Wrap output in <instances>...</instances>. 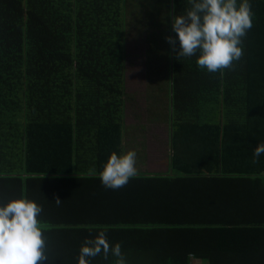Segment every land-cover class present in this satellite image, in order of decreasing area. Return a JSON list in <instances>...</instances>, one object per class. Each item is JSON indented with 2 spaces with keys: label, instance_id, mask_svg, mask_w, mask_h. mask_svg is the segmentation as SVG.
I'll list each match as a JSON object with an SVG mask.
<instances>
[{
  "label": "trees",
  "instance_id": "16d2710c",
  "mask_svg": "<svg viewBox=\"0 0 264 264\" xmlns=\"http://www.w3.org/2000/svg\"><path fill=\"white\" fill-rule=\"evenodd\" d=\"M250 5L254 15L242 38L244 54L221 73L198 67L196 55L177 58L165 40L175 35L172 15L188 8V0H0V180L14 184L17 197L31 181L97 180L110 152L144 146L143 135L134 134L150 132L155 121L169 135L164 139L169 169L138 170L133 178L201 176L218 157L205 148L221 153L220 140L222 154L240 152L230 140L241 149L239 157L256 161L263 174L264 153L254 158L253 148L264 142V0ZM130 43L145 48L138 77L150 83L145 100L159 106L149 120L134 124L127 121L135 95L127 78ZM136 152L137 159L143 157V149ZM63 202L73 207L67 198ZM55 214L38 217L49 264H78L73 250L84 238L72 250L54 242L63 234L91 236L99 223L80 218L60 224ZM159 215L147 217L146 233L138 234L148 239L157 232L156 242L129 249L123 245L137 233H117L126 264H189L191 247L175 233L177 224ZM136 223L116 215L105 225ZM128 253L139 259L127 260ZM118 259L111 252L89 258L90 264Z\"/></svg>",
  "mask_w": 264,
  "mask_h": 264
},
{
  "label": "crops",
  "instance_id": "0c3cea01",
  "mask_svg": "<svg viewBox=\"0 0 264 264\" xmlns=\"http://www.w3.org/2000/svg\"><path fill=\"white\" fill-rule=\"evenodd\" d=\"M144 133L134 135H143L144 146L137 149H143L146 153V156L143 153V157L137 159L136 166L141 171L163 174L169 169L166 151L164 155V139L169 138V135L161 128H153ZM153 136L156 139H152ZM228 145L241 152L230 140ZM212 147L214 146L206 147L204 151L218 156L214 159L217 160L216 166L206 169L201 176H193V173L191 176L176 174L177 176L172 177L157 175L130 178L128 183L115 189L104 187L99 179L91 182L67 180V177L57 180L43 179L31 181L20 194L42 205L39 215L47 216L56 212L57 220L62 222L60 224L74 223L80 218L104 223L92 226L95 233L91 236H79L84 232L71 238L63 234L61 239L54 242V247L59 249L72 250L79 244L80 239L93 238L99 230L105 231L110 244L122 243L117 233H137L133 240L123 245L129 249L142 246L148 241L156 242L157 239L160 240L157 232L150 234L148 239L138 234L139 231L146 233L143 223L147 217L159 215L163 208L166 211H162L159 219L174 221L179 229L175 233H180L179 237L185 238L184 244L191 247L188 251L189 264H264V173L259 175L257 162L239 157L240 152L235 151L230 157L222 154L226 152L223 141L220 140L216 147L221 153H215ZM13 185L0 180V201L16 196L19 189ZM56 198L61 200L59 204L55 202ZM66 198L72 208L66 207L67 204L63 202ZM82 205L86 207L85 210ZM116 215L135 220L138 224L105 225L111 222V216ZM179 226L185 228V231ZM73 252L79 253V250ZM61 253L66 251L62 250ZM126 257L127 260L139 259L136 255L129 256V253Z\"/></svg>",
  "mask_w": 264,
  "mask_h": 264
},
{
  "label": "clouds",
  "instance_id": "9594fccd",
  "mask_svg": "<svg viewBox=\"0 0 264 264\" xmlns=\"http://www.w3.org/2000/svg\"><path fill=\"white\" fill-rule=\"evenodd\" d=\"M188 4L183 12L172 15L175 35H166L165 40L177 58L196 55L198 67L222 73L244 54L242 38L252 27L254 15L250 0H188ZM261 153L264 142L253 148L254 158ZM136 164L135 149L110 152L98 173L100 183L106 188L122 187L138 175ZM41 211L42 205L24 195L0 201V264H49L47 237L38 218ZM110 252L119 258L116 264H126L119 242L110 244L105 231L99 230L95 237H85L77 262L90 264V257L107 258Z\"/></svg>",
  "mask_w": 264,
  "mask_h": 264
},
{
  "label": "rangeland",
  "instance_id": "374dc122",
  "mask_svg": "<svg viewBox=\"0 0 264 264\" xmlns=\"http://www.w3.org/2000/svg\"><path fill=\"white\" fill-rule=\"evenodd\" d=\"M145 49L140 44H129L128 45V52L130 53L129 58L132 59L133 63H128V83L131 84L132 90H135V95L133 100H131V103L128 106V113H127V121L131 124H134V121H141L145 122L146 120H149L152 115L153 110L158 109V105L153 100L146 101L145 100V93L150 90L149 87V81H143L138 76H142V70L144 69L143 59H146V56L144 55ZM142 94V96H141ZM140 95V96H138ZM158 114L156 113L155 116ZM154 116V117H155ZM157 118V117H155ZM161 119V117H158ZM149 125V128L154 127V124ZM162 125V124H161ZM162 128H166L165 126H161ZM139 133V130L135 132V134ZM134 134V135H135ZM140 134V133H139ZM153 134V133H152ZM152 139H156L155 136L152 137Z\"/></svg>",
  "mask_w": 264,
  "mask_h": 264
}]
</instances>
